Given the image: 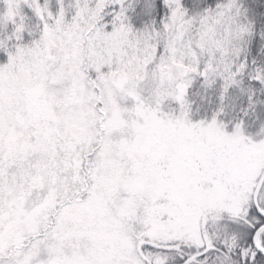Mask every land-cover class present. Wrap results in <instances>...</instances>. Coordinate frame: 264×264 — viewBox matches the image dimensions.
<instances>
[{"label": "snow or ice", "instance_id": "snow-or-ice-1", "mask_svg": "<svg viewBox=\"0 0 264 264\" xmlns=\"http://www.w3.org/2000/svg\"><path fill=\"white\" fill-rule=\"evenodd\" d=\"M0 264H264V0H0Z\"/></svg>", "mask_w": 264, "mask_h": 264}]
</instances>
